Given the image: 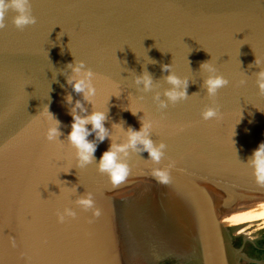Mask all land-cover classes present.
<instances>
[{
  "label": "water",
  "instance_id": "1",
  "mask_svg": "<svg viewBox=\"0 0 264 264\" xmlns=\"http://www.w3.org/2000/svg\"><path fill=\"white\" fill-rule=\"evenodd\" d=\"M31 7L35 25L17 29L9 11L0 30V264H264V184L251 163L264 143L256 83L264 0H31ZM88 71L91 102L68 83ZM145 73L147 91L136 82ZM170 74L187 81L185 98L166 95ZM210 75L229 81L214 96L205 86ZM209 108L217 115L205 120ZM46 109L60 122L52 140ZM73 109L107 117L103 142L86 125L97 147L83 166L68 140ZM143 123L163 155L153 161L142 144L121 153L130 173L114 186L99 162ZM156 169L169 172L168 184ZM89 195L94 207L85 209L78 201Z\"/></svg>",
  "mask_w": 264,
  "mask_h": 264
},
{
  "label": "clouds",
  "instance_id": "2",
  "mask_svg": "<svg viewBox=\"0 0 264 264\" xmlns=\"http://www.w3.org/2000/svg\"><path fill=\"white\" fill-rule=\"evenodd\" d=\"M9 11L14 12L16 15L13 17L12 23L19 30H24L28 26H33L37 23L35 16L32 14L31 0H0V30L5 29L6 27V16ZM255 63L258 65L260 60L257 59ZM84 67L83 63L79 67L73 69L77 74L81 72V69ZM201 67L207 70L209 73H215L216 69L214 68L211 62H206L201 65ZM164 71H169L170 66L165 65L163 67ZM93 73L88 71L85 74L84 79H79L73 82L69 80L68 83L72 85L73 89L77 93H84V99L91 102L90 97L96 94V89L91 85L90 78ZM169 84L173 85L172 90L166 92V95L170 100L176 101L187 96V81H181L179 77L174 74H170L167 78ZM137 84H143L145 90H150L152 87V78L150 75L145 73L143 77L137 78ZM229 81L226 80L223 76L210 75L209 78L205 81V86L210 96H214L219 89L224 88L228 85ZM243 83V82H241ZM257 86L260 89L261 93L264 94V71L257 73ZM183 86V90L181 87ZM76 108L81 109V111L86 112V109L83 108V105L78 101ZM46 111L49 113L50 118L54 121L55 126L49 129L48 139L52 140L55 137L61 135L59 132L58 120L52 116L48 109ZM73 111V123L71 125V132L68 135V140L72 146L77 150V156L79 158L81 166L85 164L92 163L95 158L96 152V143L94 141H89L88 136L92 133L89 132L86 125H92V131L97 133V139L100 142H103L108 137V131L104 127V122L106 121V113L103 111H94L90 116L85 115L83 117L75 114V109ZM134 115L136 113H133ZM217 112L215 109L209 108L203 113L204 119L209 120L216 117ZM151 127L150 123H143V126L139 132L134 130H129L128 143L123 145H117L113 143L109 150L106 151L100 162L99 170L102 173H107L110 177V180L114 186H118L126 181L129 176L130 169L128 165L121 160V153L127 155V150L129 148L135 149L137 144H142L144 151L149 153L150 158L159 162L163 153L160 149L164 148V145L161 144L160 148H156L153 145V142L146 138L148 129ZM252 166L255 170V176L257 181L264 184V143H261L259 148L254 152L253 159L251 161ZM152 175L157 179L161 184H168L170 182V175L167 170L156 169L153 171ZM78 203L85 209H90L94 207V201L91 195L88 198H83L78 201ZM68 215H74V213L68 212ZM101 212L99 209H96L94 212L95 217H99ZM63 222V217H60L59 220ZM12 246H16L14 239L11 241Z\"/></svg>",
  "mask_w": 264,
  "mask_h": 264
}]
</instances>
